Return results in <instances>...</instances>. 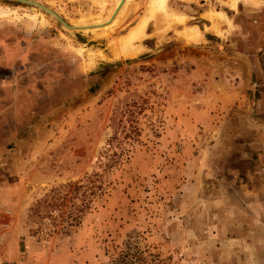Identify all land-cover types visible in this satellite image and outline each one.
<instances>
[{
  "label": "rangeland",
  "instance_id": "rangeland-1",
  "mask_svg": "<svg viewBox=\"0 0 264 264\" xmlns=\"http://www.w3.org/2000/svg\"><path fill=\"white\" fill-rule=\"evenodd\" d=\"M23 1L76 29L0 0V264H264V0Z\"/></svg>",
  "mask_w": 264,
  "mask_h": 264
},
{
  "label": "trees",
  "instance_id": "trees-1",
  "mask_svg": "<svg viewBox=\"0 0 264 264\" xmlns=\"http://www.w3.org/2000/svg\"><path fill=\"white\" fill-rule=\"evenodd\" d=\"M97 178V175H92L52 189L29 209L28 222L35 224L36 220L48 221L51 226L50 233L67 234L71 228L81 224L84 214L92 206L93 199L103 195L104 189L98 184ZM132 258L131 264H139L141 261L139 258Z\"/></svg>",
  "mask_w": 264,
  "mask_h": 264
},
{
  "label": "crops",
  "instance_id": "crops-1",
  "mask_svg": "<svg viewBox=\"0 0 264 264\" xmlns=\"http://www.w3.org/2000/svg\"><path fill=\"white\" fill-rule=\"evenodd\" d=\"M133 2H135V0H133L132 2H131V4L133 3ZM131 4L128 6V8H127V12H126V14L124 15V16H126L129 12H131L132 11V8H130V6H131ZM126 11V10H125ZM125 11H124V13H125ZM174 12H176V11H174ZM178 14L180 15V16H182L183 18H186V17H188L186 14H180L179 12H178ZM188 14H190V13H188ZM148 24V23H147ZM147 24H146V27H147ZM176 26V25H175ZM190 25H185V27H189ZM184 27V28H185ZM184 30V29H183ZM146 32V31H145ZM4 244V243H3ZM2 244V246H0V259H3L4 257H6L7 259H9V258H11V257H13L14 258V256L12 255V254H10V252L9 251H5V249L6 248H4V245ZM18 246V254H19V245H17ZM7 261H9V260H7Z\"/></svg>",
  "mask_w": 264,
  "mask_h": 264
},
{
  "label": "water",
  "instance_id": "water-1",
  "mask_svg": "<svg viewBox=\"0 0 264 264\" xmlns=\"http://www.w3.org/2000/svg\"><path fill=\"white\" fill-rule=\"evenodd\" d=\"M15 1H20V2H25V3H28V4H32V5H36L38 7H41L43 8L44 10H46L47 12H49L52 16H54L65 28L67 29H76L75 27H69L65 22H63L58 16H56V14H54L53 12H51L50 10L36 4V3H31V2H26V1H23V0H15Z\"/></svg>",
  "mask_w": 264,
  "mask_h": 264
},
{
  "label": "bare ground",
  "instance_id": "bare-ground-1",
  "mask_svg": "<svg viewBox=\"0 0 264 264\" xmlns=\"http://www.w3.org/2000/svg\"><path fill=\"white\" fill-rule=\"evenodd\" d=\"M158 1L161 3L160 5L162 6V3H163L164 0H158ZM162 8H165V7H164V3H163Z\"/></svg>",
  "mask_w": 264,
  "mask_h": 264
}]
</instances>
